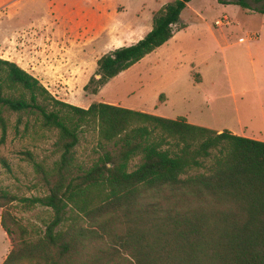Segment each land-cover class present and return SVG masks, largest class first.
Instances as JSON below:
<instances>
[{"label": "trees", "instance_id": "16d2710c", "mask_svg": "<svg viewBox=\"0 0 264 264\" xmlns=\"http://www.w3.org/2000/svg\"><path fill=\"white\" fill-rule=\"evenodd\" d=\"M189 1L167 3L142 38L99 56L83 89L97 93L166 42L184 27L180 13ZM219 1L264 16L262 5L251 4L264 0ZM4 109L35 114L56 129L61 153L51 168L34 164L42 194L0 188V225L11 242L1 264H264V140L102 101L71 104L0 57L2 137ZM91 123L100 152L84 166L74 147ZM13 201L51 210L35 238L18 241L7 209ZM88 243L97 244L82 256Z\"/></svg>", "mask_w": 264, "mask_h": 264}, {"label": "rangeland", "instance_id": "374dc122", "mask_svg": "<svg viewBox=\"0 0 264 264\" xmlns=\"http://www.w3.org/2000/svg\"><path fill=\"white\" fill-rule=\"evenodd\" d=\"M128 1L131 3L121 19L147 28L152 26L153 15L173 0ZM251 4L264 7V1ZM219 19L223 23L215 24ZM87 23V18L71 20L67 25L53 22L52 31L47 30L53 33L49 36L40 31H13L0 44V57L22 66L55 98L78 106L114 101L123 107L210 124L237 116L250 133L258 134L262 129L251 57L246 48L257 42L252 38L264 39V16L260 12L219 0H191L180 13V24L186 27L177 32L175 39L109 79L97 93L83 89L94 73L97 58L112 46L129 45L138 37L132 32L130 36L113 38L108 31H90ZM222 29L229 43L244 37V43L238 45L242 51L237 55L233 49L223 51V43L213 39L211 31ZM261 96L264 98V87ZM224 102H228L232 115L224 114V109L217 106ZM1 114L6 130L2 137L0 128V188L18 196L40 195L44 190L34 164L51 168L58 160L61 151L56 143L57 130L43 127L35 114L25 111L4 109ZM99 141L95 123L86 126L74 147L77 162L89 166L99 155ZM139 161L140 155L134 156L130 168ZM198 171L202 169L189 173ZM7 209L16 220L13 227L18 241L22 237L35 238L52 214L46 207H26L18 201L8 204ZM96 244L88 243L81 255ZM10 248L11 242L0 225V264Z\"/></svg>", "mask_w": 264, "mask_h": 264}, {"label": "crops", "instance_id": "0c3cea01", "mask_svg": "<svg viewBox=\"0 0 264 264\" xmlns=\"http://www.w3.org/2000/svg\"><path fill=\"white\" fill-rule=\"evenodd\" d=\"M129 3L131 2L128 0H0V36L3 37L0 44H2L6 37H8L13 31L18 30L26 32L27 30H31L35 33L40 31L46 36H49L53 34L52 32H48L49 30L52 31L51 27L53 22H61V24L67 25L71 20L82 21L86 18L88 19L87 24L89 25L90 31L92 32L98 33L100 31H108L113 38L130 36L132 35V32H134L135 35L137 34L138 38L135 40L137 41L138 39L142 38L152 26L146 28V26H141L139 22L130 21V23L127 24L126 21H123V19H121L123 17L120 16H123V13L127 12ZM119 6H123V8L119 10ZM185 27L186 25H184L182 28ZM4 28H6V30H4ZM182 28L175 31L166 42L157 48H161L175 39L177 37V32ZM211 33L216 43H223L221 46L223 51L233 49L232 52L235 55L242 51V49L238 47V45L241 43L238 42V40L234 41L233 43L228 42V37L226 34H224V29L215 31L212 30ZM252 39H257V42L253 44V46H247L246 48L249 56L251 57L250 61L252 64V73L256 88L255 97L258 99L259 115L262 123V129H260L259 133H250V131L247 129V126H243L240 118L237 116H232V118H227L226 120L224 119V123L220 124L214 120L213 123L210 124L207 122L202 123V121H197L194 119L187 120L186 118L188 122L212 128L217 132L227 129L238 135L264 140V98L261 96V90H263L264 87V39L260 40L259 36ZM111 41L115 40H110V43ZM119 45L121 44L112 46L110 49L112 50L116 48V46L119 47ZM252 48L254 49V52L252 51ZM253 53L256 55L253 56ZM146 56L147 55L144 57ZM241 76L242 74L239 73V77ZM201 79L202 76L200 74V80ZM102 87H100V90ZM240 91L242 92L243 89ZM234 93L235 92L232 89V94L234 95ZM226 98H228V96L224 97V99ZM211 99L213 100V95H211ZM107 103L119 105L114 101H108ZM217 106L221 110L224 109V114L232 115V113H229L231 108L228 102H224V105L220 104ZM157 115L166 117V115L163 113Z\"/></svg>", "mask_w": 264, "mask_h": 264}, {"label": "built area", "instance_id": "2783aa9c", "mask_svg": "<svg viewBox=\"0 0 264 264\" xmlns=\"http://www.w3.org/2000/svg\"><path fill=\"white\" fill-rule=\"evenodd\" d=\"M214 23H215V24H218V23H223V22H222L221 19H219V20H216ZM238 41H239V42H243V41H244V37H239V38H238Z\"/></svg>", "mask_w": 264, "mask_h": 264}]
</instances>
